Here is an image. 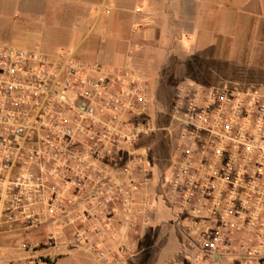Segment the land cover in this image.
<instances>
[{
  "label": "built area",
  "instance_id": "obj_1",
  "mask_svg": "<svg viewBox=\"0 0 264 264\" xmlns=\"http://www.w3.org/2000/svg\"><path fill=\"white\" fill-rule=\"evenodd\" d=\"M144 85L129 68L0 44V240L17 233L30 264H55L77 248L111 264L104 233L119 220L149 223L143 194L159 195L162 180L140 145L162 129ZM183 91L163 129L179 127L162 200L180 215L191 253L210 264H264V89ZM42 227L44 240H27Z\"/></svg>",
  "mask_w": 264,
  "mask_h": 264
},
{
  "label": "rangeland",
  "instance_id": "obj_2",
  "mask_svg": "<svg viewBox=\"0 0 264 264\" xmlns=\"http://www.w3.org/2000/svg\"><path fill=\"white\" fill-rule=\"evenodd\" d=\"M147 4L145 10L156 20L157 38L141 46L132 71L145 84L162 129L144 139L140 148L165 188L171 181L179 127L175 124L171 134L163 129L171 125L183 90L188 87L192 95L195 89L226 82L264 89V14L260 0H148ZM48 230L42 227L27 240L42 241ZM15 237L17 233H8L0 240V253L5 255L0 261L30 264L32 255L17 249ZM192 255L196 264H210L203 255Z\"/></svg>",
  "mask_w": 264,
  "mask_h": 264
},
{
  "label": "crops",
  "instance_id": "obj_3",
  "mask_svg": "<svg viewBox=\"0 0 264 264\" xmlns=\"http://www.w3.org/2000/svg\"><path fill=\"white\" fill-rule=\"evenodd\" d=\"M147 1L0 0V44L53 56L72 52L80 61L109 71L133 70L141 46L157 38L156 20L145 10ZM260 1L264 14V0ZM163 181L159 195L143 194L153 207L148 224L129 229L119 220L113 231L104 233L106 246L116 253L111 264H196L178 226L180 215L162 200L169 187L164 188ZM121 244L126 250L119 255ZM85 261L105 264L81 248L63 251L55 264Z\"/></svg>",
  "mask_w": 264,
  "mask_h": 264
}]
</instances>
